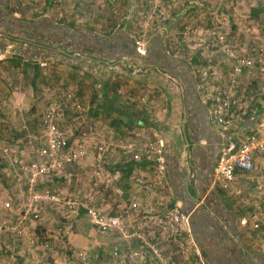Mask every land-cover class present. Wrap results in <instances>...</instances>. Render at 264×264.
Segmentation results:
<instances>
[{
	"label": "rangeland",
	"instance_id": "374dc122",
	"mask_svg": "<svg viewBox=\"0 0 264 264\" xmlns=\"http://www.w3.org/2000/svg\"><path fill=\"white\" fill-rule=\"evenodd\" d=\"M190 2L196 6L188 11L187 5ZM10 7L19 18L47 17L55 24L74 23L80 28L105 37L124 28L129 31L135 43L142 41L147 48L151 38L162 33L165 49L170 54L187 59L196 57L200 62L195 66V73L201 87L209 86L211 93L208 92L206 98L219 96L221 92L227 90L226 84H229L232 78L236 79L238 92L235 96L236 107L232 109L234 127L247 122L245 121L247 115L258 110L260 108L258 105L264 101V57L261 58L262 61L257 58L256 61L259 63L243 70L245 71L243 74V71L238 73L236 77L231 76L230 71L228 72L229 67L225 66L231 56L236 59L239 55L243 57V52L248 53L249 49H253V52L258 51L261 46L264 47V0H10ZM255 10L260 12L256 14ZM7 33L5 28L0 27V40L1 36L5 37ZM13 36L16 40L14 37L2 38L8 45L0 49V196H6L2 191L4 189L1 182L4 179H10L11 185L13 182L12 177L8 176V169L4 168L1 147L30 150L32 145L30 141L40 128L42 112L52 99H60L68 91L71 92L74 86L81 87V82L88 85L87 91L97 84L92 78L84 79L83 74L75 73V67L71 64L73 61L62 56H59L60 60L56 58L32 60L28 66H24L26 69L23 71L21 68L19 70L10 68L7 61L16 51L15 47L27 46L22 44L24 43L22 36L19 34ZM21 37L22 39H19ZM45 61L48 64L42 66L40 63ZM124 61L125 66L129 67L128 73L116 76L110 88L112 92L121 90L118 92L120 100L117 102L129 105L124 106V109L135 117L137 114L140 117L149 115V111L154 109L159 112V107L155 108L159 104L162 105V109L166 108L168 100L165 93L160 92L158 98H153V92L156 94L157 89L150 86L153 80L140 75V68L145 70L147 65L142 63L140 66V63L135 61ZM229 70L234 73L232 68ZM248 85H251L252 93L248 92ZM142 98H146L147 102L143 103ZM259 116L261 120L264 119V114ZM88 117L85 116L86 121ZM73 123L70 117L67 126L71 130L70 133L75 135L72 139L73 148L83 149L81 145L85 144L87 153L80 162L67 169L63 181L56 177L51 188L70 195L80 194L91 205L104 211L103 213L120 215L123 231L115 229L104 234L93 224V220L84 214L77 219L66 218L64 213L50 209L47 216L31 226L34 244H31V238L20 240L13 236H0V259L6 263L12 261L18 264L21 258L25 259L22 248L26 247L35 249L34 256L30 254V258L40 264L123 263L124 255L117 249L122 248L119 245V237L123 236L124 239H130L124 246L128 249L127 255L131 253L129 256L132 258L131 264H208L195 238L187 247L182 248L175 240L160 235L155 220L156 215L162 214L171 201V196L165 193L166 189L160 192L161 202L152 205L156 209L154 210L156 214L153 215L151 212H143L147 206L145 204L139 207L130 205V211H126V201L123 200L122 192H118L115 187L111 188L116 184L117 178L111 181L110 187L108 186V178L112 176L109 170L117 165L118 156L122 152L119 144L125 143L126 139L128 142L142 144L148 138L161 137H151L152 134L147 129L144 130L143 138L137 133H126V138L117 139L116 132L109 131L107 124L97 122L94 124L97 126L95 128L102 131L107 146L100 153L96 147L100 143L98 138L89 137L87 142L80 139L81 132L87 129L88 124L84 122L78 127ZM92 123H95L94 119L89 121V125ZM191 137L189 134V138ZM145 195L153 197L151 193ZM256 199L259 202H242L241 209H244V206L249 207V211H254L261 217L256 221L250 220L258 222L260 227L258 233H252L250 241L252 247L262 249L264 205L260 203V197ZM148 214L153 216L151 221L149 217H145ZM138 230L145 236L132 235ZM142 244L144 246L140 247ZM136 247H140L139 255L131 251ZM196 249L202 253L201 262L195 261ZM116 250L120 255L115 257L113 255ZM134 258L137 259L136 263Z\"/></svg>",
	"mask_w": 264,
	"mask_h": 264
},
{
	"label": "built area",
	"instance_id": "2783aa9c",
	"mask_svg": "<svg viewBox=\"0 0 264 264\" xmlns=\"http://www.w3.org/2000/svg\"><path fill=\"white\" fill-rule=\"evenodd\" d=\"M136 44L139 53L145 55L147 47L144 43L136 41ZM254 52H257L256 56L236 57V59L231 56L228 62L234 71L230 73L231 76L236 77L243 70L254 67L255 63H259L256 61L257 58L262 61L264 47ZM237 91L238 83L232 78L227 90L221 92L223 95L214 97L217 103L214 108L212 107V115L220 126V132L226 134L224 135L226 140L213 168V181L221 189L242 196L251 187L264 191V122L255 125L254 128L234 127L232 132H228L234 124L232 109L236 106ZM141 100L143 103L147 102L146 98ZM85 111V105L76 98L75 94L68 91L60 99H52L43 110L40 128L34 139L30 141L32 142L30 150L20 147H1L4 161L2 163L5 165L4 168L8 169V176L12 177L14 185L9 184L10 179H8L7 184L13 188V194L0 196V236L31 238V244H34L31 226L47 216L50 209L64 213L66 218L77 219L83 214L89 216L101 233L122 229L120 215L103 213L104 211L91 205L80 194L70 195L51 188L56 177H66L67 169L87 153L85 144L81 145L83 149L73 148L71 130L67 126L69 118L72 117L73 124L80 127L79 125L87 119ZM92 136L99 139L100 143L96 147L100 153L103 152L107 147L104 134L94 125H89L82 131L80 139L87 142V138ZM119 146L122 152L130 155V160L140 162L145 159L153 165L154 178L150 181L137 176L134 178L135 185L141 186V190L144 189L146 192H150L154 187L160 190L167 187L168 167L164 155L165 140L162 137L148 138L142 144L132 141ZM171 204L170 201L164 212L156 215V226L160 235L175 240L184 248L195 238L191 229L190 215L181 206ZM254 226L259 227V223L256 222ZM195 252V261H203L201 251L196 249ZM134 253L140 254V252ZM119 255L118 250L114 251L113 256Z\"/></svg>",
	"mask_w": 264,
	"mask_h": 264
},
{
	"label": "crops",
	"instance_id": "0c3cea01",
	"mask_svg": "<svg viewBox=\"0 0 264 264\" xmlns=\"http://www.w3.org/2000/svg\"><path fill=\"white\" fill-rule=\"evenodd\" d=\"M42 52V55L44 56L41 58H35V60H48L49 58H55L56 55L61 56L63 54H66L61 48H56L55 50L54 48H44ZM48 55L52 56L48 57ZM70 55V61H77V64L75 65L71 63L72 66L75 67V70L73 69L74 72L77 74H83L82 77L84 79H86V77H90L94 80L95 83H97L91 90L87 91L86 86L88 85L84 82H81V87L78 88L74 86V88L72 87L73 89L71 91L76 95V98L85 105L86 110L88 109L86 111V116L89 112V118L87 121L85 120V123H87L88 126L89 121L93 119L95 120V123H92L90 125H94L97 122L105 123L107 124L109 131H113L114 133L116 132L115 138L117 139L122 137L126 138V133H137V135L142 136L143 138L145 136L144 130L148 129L149 133L152 134L151 137L156 138L160 136L167 142L168 148L166 152L170 156V159H168L167 162V187L165 188V193H167L168 196H171L170 200L173 205H179L184 209L187 208V210L191 211V216L197 218L195 224L199 230L198 237L199 240H201V244L199 245V243H197L202 250L203 255L205 256L207 263L264 264V248L260 249L252 247V243L250 241L252 240V233H258L257 230L258 228H260L255 227V222H250V220L256 221L261 217L257 215V213H254V211H249V207L244 206V209H241L242 202L255 203V200H257L256 198L258 197H260V203L264 205V198H262V196H264V191H261L256 187H251L246 193L244 192L245 195L243 194L242 196H238L232 191L223 190L220 187L216 186L213 181V168L218 160L219 155L213 159L212 167L211 165H209L210 170L207 172V174L205 173L206 168L203 162L204 158L210 156V152H208L207 149V144L209 142L206 137L201 135V131H197L194 124V119L190 122V125H193V127L186 124L187 104L185 105L184 99L182 101L180 98L183 92L177 89L178 86L174 83L175 79H173V77H170L168 72H164L153 67V64H146L147 68L145 70L140 68V75L147 76L151 78V80H153V83L151 82L150 86L159 89L161 87L167 88L168 90L170 89V92L172 94L171 97L173 99V101H171V105H169L170 103H168V105L166 103V108L162 109V105L159 104L155 107H159V112L154 109L149 111V115L140 117V115L138 116L137 114V116L135 117L132 116L130 112H127L124 109V106L127 107L129 105H126L125 103L120 104L117 102L116 104H114V106L119 108L120 113H117L116 111L110 112L106 109L107 102L105 100L103 85H100L101 83H99V81L97 80L98 78L93 74V71L88 68L92 66V64H95L93 62L92 55L80 54L78 52H73ZM78 55H80L79 59H77ZM8 58L9 59L7 61V65L10 68L18 70L21 68L22 71L26 69V67L24 66H28L30 62L29 56L26 57L17 52H13L12 57ZM59 58L60 57H56L57 60H60ZM177 58L180 57L177 56ZM125 59L126 57H122V59L119 60V63L123 62V65L125 66ZM135 62L140 63L139 65L142 66V60H136ZM105 63L113 65L109 67L110 69L118 64H113L114 62L112 63L110 61H107ZM96 65L99 64L96 63ZM106 68L108 67L106 66ZM143 70L145 72H143ZM122 74L123 73H120L119 75L122 76ZM119 75H114L110 78L111 84L112 80ZM120 91L121 90H118L117 93ZM77 95H79V97H77ZM109 95L113 96L112 91H110ZM118 98L120 100L119 93ZM259 106L262 109V111L260 112V115H262L264 114V101H261ZM251 115L252 114L250 112L249 115H247V120H245L247 122H242L240 125H238V127L254 128L255 125L264 122L259 118V115H256V117ZM182 130L184 131L183 135ZM186 133L187 135L191 134L192 136L191 138H189V140L187 138H185V140L182 139L183 136L186 135ZM216 133L220 134V138L221 140H223V142L226 140V138L224 137V135L226 134L223 135L220 130H217ZM71 136L72 141L75 135L72 134ZM178 136H180L181 139L178 138ZM126 142H128L127 139L125 140V143ZM125 143L122 142V144ZM171 156H175L177 159H174L173 161V159H171ZM80 161L81 160H79L78 162ZM128 161H130V155L126 152H121L118 156V161L116 163L117 165L113 168H110L111 170H109L112 173V176H109L108 178V186L110 187L111 181H113L114 178H117L116 184H112L113 187L111 188L115 187L118 192H122V197L124 198L123 200L126 201V211H130V205L133 207H139L145 204L147 206H145V210L143 212H151L153 215H155L156 213H154V210L156 209L155 207H152V205L159 204L161 202L160 192L163 191L160 190V188L155 187L153 188V190H150V192L141 191L142 187L135 185V182L133 180L137 176H142L143 178H145V180L151 181L154 178L153 165L148 160H142L135 163L134 167L132 168L133 170L129 175H125V172L128 170V168L126 167ZM209 162H211L210 159ZM178 174L181 177L180 179H178ZM63 179L64 177H61L59 181H63ZM7 181V179H4L1 182V186L4 189L2 191L6 195L13 194L12 189L6 188L10 187V185H7ZM149 193H151L153 197H146L145 194L149 195ZM107 203H109V200H107ZM145 217H149V221L153 219V216L150 214L145 215ZM248 220L250 223L248 222ZM208 221L209 226L207 223ZM248 223L249 225H247ZM206 226H208L209 228H206ZM248 228H250L251 231H249ZM120 230L123 231L122 229ZM111 232L112 231H110L109 233ZM135 234L140 237L145 236L144 233L139 230L137 232L135 231V233H133L132 235ZM24 239L25 238H23V240ZM119 239L117 240H119V245L122 246V248L117 249L121 251L125 259L122 260L123 263L117 262L116 264H128V262L129 264H131L132 258L129 257L131 253L127 255L126 250L128 249L126 246H124V244L127 243L126 241H129L130 239H124L123 236L119 237ZM143 246L144 244H142L140 247ZM140 247L132 248L131 251L133 253L135 251L140 252ZM6 250L7 249H4V251ZM22 250H24L25 252H22L23 254H25L23 255L25 259L21 258L19 262L17 261L18 264H40L37 260L33 261L30 258L31 255L34 256L33 253H35V249H26V247H23ZM136 261L137 259L135 260V263ZM0 264H15V262L9 261L6 263L5 261H2L0 259ZM105 264H110V262H106Z\"/></svg>",
	"mask_w": 264,
	"mask_h": 264
},
{
	"label": "trees",
	"instance_id": "16d2710c",
	"mask_svg": "<svg viewBox=\"0 0 264 264\" xmlns=\"http://www.w3.org/2000/svg\"><path fill=\"white\" fill-rule=\"evenodd\" d=\"M194 6L196 5H193V3L190 2L187 5V10L190 11V9L195 8ZM254 12L258 14L260 11L255 10ZM0 27H3L7 30L8 33L5 36L6 38H13V34H19V36H22L24 38V43L22 44L27 46H17L15 47V52L20 53L26 57L29 56L30 61L35 60V58L43 57L44 55H42V50L44 48H54V50L56 48H61L66 53L61 56L66 58H71L70 54L73 52L92 55L93 62L95 64H92V66L88 68L91 69L93 71V74L98 78L97 80L99 81V83H101L100 85H103L105 100L107 102L106 109L110 112L116 111L117 113H120L119 108L114 106V104H116L119 99L117 90H115V92H112L113 96H110L109 93L110 88L113 85L111 84L110 78L114 75H119L120 73H128L127 71H129L128 66H124L123 63H119V60H121L122 57H126L125 60L128 61L142 60L145 64L157 65L162 71L168 72L173 76L181 77L185 83V86L188 88L189 93L193 92L195 97H197V79L194 75L193 68H195V66L200 62L196 57H192L191 61H188L182 58L174 57L173 55H169L164 46V38L162 33H158L151 38L147 48V54L141 55L137 49L135 41L133 40L127 29L122 28L116 31L113 35L105 37L91 30L80 28L74 23H70L68 25L55 24L47 17H42V19H23L17 17L13 13L12 8L10 7V0H0ZM1 37L3 39L5 38L3 36ZM2 38L0 40V49H4L8 45L7 43L3 42ZM13 39L16 40L15 37ZM252 50L253 49H249L248 53L243 52L242 55L245 57L256 56L255 52H252ZM49 56L52 55H48V57ZM77 57V59H79L80 55H78ZM238 57H240V55ZM107 61H110L112 63L114 62L113 64H118L110 69L109 67L113 65L105 63ZM73 63L75 65L77 64V61H73ZM96 63H98L99 65H96ZM106 66L108 68H106ZM225 66H228L229 69H231L228 63H225ZM38 67L39 66H37V68ZM229 69L228 72H231V70ZM243 73H245V71H243L242 74ZM247 90L248 92L250 91V93H252L251 90L253 89L251 85L247 86ZM187 97L191 101H193L191 104H188L187 107L191 117L193 116L192 118L194 119V116L197 117L200 114L202 118V116L204 115L203 119L205 122V126L203 122L201 135L208 139L209 143L207 144V149L208 152H210V156L204 158L203 162L206 168L205 173L207 174V172L210 170L209 165H211L212 167V161L220 154L224 142L220 139L219 134L213 132L212 127L209 124L207 109L200 108L199 103L196 101L198 100L197 98H194L192 95H188ZM212 101L214 105L217 103L214 97L212 98ZM212 101H209L208 106H210ZM210 107L212 108V105ZM258 110L256 109L254 113L251 114L256 117V115H258V113L262 111L261 107L258 108ZM233 128L234 126L229 128L228 132H232ZM167 148V142L165 141L164 155L166 158V163L168 162V159H170V156L166 152ZM171 159H173L174 161V159L177 158L175 156H171ZM209 159L211 160V162H209ZM135 163L137 162L133 160L128 161L126 165L128 170L125 172V175H129L131 173ZM180 178L181 177L178 174V179ZM183 210L190 215L192 233L196 241L200 245L201 240H199L198 237L199 230L195 224L197 218L191 216V211L187 210V208H183ZM207 223L209 226V221ZM208 226H206V228H209Z\"/></svg>",
	"mask_w": 264,
	"mask_h": 264
},
{
	"label": "flooded vegetation",
	"instance_id": "af4514ba",
	"mask_svg": "<svg viewBox=\"0 0 264 264\" xmlns=\"http://www.w3.org/2000/svg\"><path fill=\"white\" fill-rule=\"evenodd\" d=\"M262 47V46H261ZM169 53V52H168ZM169 55H173V54H170L169 53ZM174 57H177V56H175V55H173ZM181 58V57H180ZM182 59H184V60H188V61H191V59L192 58H189V59H187V58H182ZM153 67H155L156 69H159V70H161L157 65H154L153 64ZM193 70H194V75H195V77H196V73H195V68H193ZM231 73V72H230ZM170 75V77H173V79H175V81H174V83L178 86V90L179 91H182L183 92V94H182V96L180 97L181 98V100L183 101V99H184V101H185V105H186V109H187V107H188V104H191L193 101H191L187 96L189 95V96H193L194 98H197L198 100H196L198 103H199V105H200V108H206L207 109V111H208V117H209V124L211 125V127H212V130H213V132H215L216 133V131L217 130H220V126L217 124V122L215 121V119L213 118V115H212V108L210 107L211 105H212V107L214 108V103H213V101H212V98L213 97H207L206 98V95H207V93L208 92H210L211 93V91H209V86H204V85H202V87L200 86V83H199V79L196 77V79H197V91H196V94H197V97H195V95H194V93L192 92V93H189V90H188V88L185 86V83H184V81H183V79L181 78V77H178V76H173V75H171V74H169ZM170 79V78H169ZM229 84H226V86H228ZM181 89V90H180ZM162 90H164V91H162ZM208 90V91H207ZM171 90L169 89H167V88H164V87H161L160 89L159 88H157L156 89V94L154 93V98H158V96L160 95V92H163V93H165V95L167 96V100H168V102H167V105H168V103H170L169 105H171V101H173V99H172V97H171V92H170ZM195 92V91H194ZM162 93V94H163ZM180 93V92H179ZM179 93H178V95H179ZM212 101L211 102V104H210V106H208V103H209V101ZM170 101V102H169ZM235 112H236V110H235ZM187 120H186V124L188 125V126H191L190 125V122L193 120V116L191 117V115L189 114V110L187 109ZM258 115H260V113L258 114ZM204 116V115H203ZM203 116H202V118H201V115L199 114L197 117H195L194 116V120H195V122H194V124H195V126H196V129H197V131H201V129H202V126H203V122H204V119H203ZM259 118L261 119V117L259 116ZM198 119H199V121H198ZM204 126H205V122H204ZM191 127H193V125L191 126ZM183 133H184V131L182 130V135H183ZM217 134V133H216ZM220 135V134H219ZM220 137V136H219ZM178 138H180V136H178ZM185 138H187L188 140H189V135H187V133H186V135L185 136H183V140H185ZM181 139V138H180ZM221 139V138H220Z\"/></svg>",
	"mask_w": 264,
	"mask_h": 264
}]
</instances>
